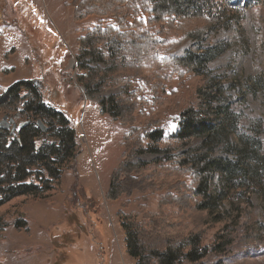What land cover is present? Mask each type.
I'll list each match as a JSON object with an SVG mask.
<instances>
[{"label":"rangeland","instance_id":"rangeland-1","mask_svg":"<svg viewBox=\"0 0 264 264\" xmlns=\"http://www.w3.org/2000/svg\"><path fill=\"white\" fill-rule=\"evenodd\" d=\"M84 1L2 0L5 24L18 27L24 46L34 49L40 66L34 63L36 73L32 74L39 79H26L25 72L19 70L12 78L0 75V85L19 80L41 82L46 101L65 112L78 130L82 153L77 161L78 175L64 172L60 191L52 198L20 197L0 207V218L7 224L0 232V264H137L127 250L120 210L140 219L148 213L163 216L165 222L179 226L178 231L167 232H202L203 242L215 245L217 235L224 232L223 224L206 223V213L187 212L167 196L176 193L170 189L175 180L190 182V176H180L174 165L151 164L138 174L148 178L141 190L117 200L108 197L112 175L124 161L122 143L128 127L103 115L99 103L120 93L122 85L88 94L78 82L81 73L77 58L79 40L87 31L99 23L114 28L118 23L112 14L84 15L81 6L78 8ZM243 1L242 12L231 18L235 13L228 11L226 16L232 21L223 17L220 26L202 40L185 37L166 25L158 26L156 43L136 40L137 45L142 43L144 54L138 58L137 49L132 48L119 72L133 82L143 99V112L137 114L139 124L145 126L157 120L169 137L178 130L181 110L197 104L199 87L211 84L212 92L220 89L219 103L229 106L236 123L229 134L232 144H217L213 155L236 159L240 135L246 136L247 142L260 141L256 147L259 153L264 152V0ZM10 33L8 29L6 46L15 45ZM212 47H224V51L206 64H199L197 72L174 60ZM132 61H140L141 68H130ZM100 66L105 64L101 62ZM165 144L162 146H177L172 140ZM158 156L138 154L134 160L153 162ZM219 180L217 175L214 184ZM251 193V202L244 205L240 224L226 250L212 251L189 264H264V189L254 188ZM21 217L27 220L28 230L15 227L14 222Z\"/></svg>","mask_w":264,"mask_h":264},{"label":"trees","instance_id":"trees-1","mask_svg":"<svg viewBox=\"0 0 264 264\" xmlns=\"http://www.w3.org/2000/svg\"><path fill=\"white\" fill-rule=\"evenodd\" d=\"M243 3L246 2L85 0L78 7L81 6L84 15L112 14L118 23L117 28L99 23L87 31L79 40L77 58L81 73L78 82L88 94L122 85L120 93L105 97L99 103L103 115L128 127L122 143L124 161L121 169L112 175L108 197L117 200L124 194L141 190L144 182L148 184V178L138 174L151 164L174 165L180 176H190V182L175 180L169 187L176 193L167 196L187 212L206 213V223L224 227V232L217 235L216 244L209 246L203 242L202 232H167L178 231L179 226L165 222L163 216L148 213L140 219L120 210L127 250L137 264H189L204 259L212 251L224 252L232 243L231 235L240 224L244 205L251 202V190L264 189V152L259 153L256 147L260 141L257 140L258 144L252 140L247 142L246 136L240 135L236 159L213 155L217 144H232L229 134L236 123L229 106L219 103L220 89L212 92L211 84L199 87L197 104L181 110L178 130L169 137L157 120L145 126L139 124L137 114L143 112V99L133 82L120 75L121 62L126 61L132 48L137 49L138 58L144 54L142 43L137 45L136 40L156 43L160 34L156 32L158 26H170L185 37L202 40L220 26L223 17L231 22L238 11L242 12ZM228 11L236 15L230 18L226 16ZM189 23L191 27L187 26ZM136 27H140L139 31ZM223 51L224 47H212L201 54L189 52L174 60L197 72L199 64H206ZM101 62L105 67L100 66ZM134 67L141 68L140 61L137 64L132 61L130 68ZM5 117L8 128L2 125ZM78 134L65 112L46 101L44 86L38 80H19L7 87L0 95V207L20 197L50 199L60 191L64 172L77 176V161L82 153ZM198 139L202 142L196 143ZM169 140L177 146H162ZM145 153L159 156L153 162L134 160L136 155ZM217 175L221 180L214 184ZM14 225L19 230L29 227L23 217ZM6 227L0 218V232Z\"/></svg>","mask_w":264,"mask_h":264},{"label":"crops","instance_id":"crops-1","mask_svg":"<svg viewBox=\"0 0 264 264\" xmlns=\"http://www.w3.org/2000/svg\"><path fill=\"white\" fill-rule=\"evenodd\" d=\"M2 0H0V31L2 37L0 38V75L2 78H12L17 75L19 70L25 72L26 79L39 77L32 75L36 73V64L38 60L34 57V49L31 46H24V38L19 34L18 27L16 25H6L3 19V13L1 10ZM11 29L10 38L15 42V45L6 46L5 40L7 39V30ZM10 50H14L15 53L11 54ZM35 62H34V59ZM40 66V64H38ZM34 67V68H33ZM8 69V70H7ZM26 69V70H25ZM3 70H6L5 72ZM15 83V82H14ZM12 83L6 85H0V95L4 92V86L9 87ZM6 87V89H7ZM5 89V90H6Z\"/></svg>","mask_w":264,"mask_h":264},{"label":"water","instance_id":"water-1","mask_svg":"<svg viewBox=\"0 0 264 264\" xmlns=\"http://www.w3.org/2000/svg\"><path fill=\"white\" fill-rule=\"evenodd\" d=\"M2 125H5V127H9V124L7 123V118L5 117L4 118V120L2 121ZM40 125H41V123H40ZM42 126V125H41ZM44 130H46L45 128H44Z\"/></svg>","mask_w":264,"mask_h":264}]
</instances>
